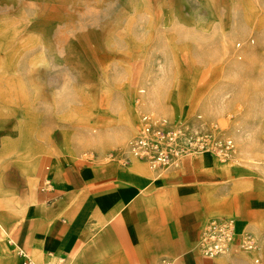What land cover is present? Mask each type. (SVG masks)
Instances as JSON below:
<instances>
[{
	"label": "rangeland",
	"instance_id": "rangeland-1",
	"mask_svg": "<svg viewBox=\"0 0 264 264\" xmlns=\"http://www.w3.org/2000/svg\"><path fill=\"white\" fill-rule=\"evenodd\" d=\"M145 113L233 139L204 225L234 217L259 248L204 264H264V0H0V236L87 167L125 165Z\"/></svg>",
	"mask_w": 264,
	"mask_h": 264
},
{
	"label": "crops",
	"instance_id": "crops-1",
	"mask_svg": "<svg viewBox=\"0 0 264 264\" xmlns=\"http://www.w3.org/2000/svg\"><path fill=\"white\" fill-rule=\"evenodd\" d=\"M201 159L211 170L199 172ZM219 161L210 153L188 156L164 175L133 159L87 167L77 175L80 191L55 194L14 233L16 240L0 236V264H31L20 250L36 264H204L197 242L212 176L203 175H215Z\"/></svg>",
	"mask_w": 264,
	"mask_h": 264
},
{
	"label": "built area",
	"instance_id": "built-area-1",
	"mask_svg": "<svg viewBox=\"0 0 264 264\" xmlns=\"http://www.w3.org/2000/svg\"><path fill=\"white\" fill-rule=\"evenodd\" d=\"M215 125L211 129H200L182 116H154L145 113L140 119L135 135L129 141L123 157L128 164L135 158L158 173L164 175L179 169L188 156L210 153L226 159L234 150L231 137L221 134ZM242 245L252 251L259 248L257 240L250 234L238 233L234 217H212L201 230L197 247L207 257H217L229 252L234 245ZM27 262L36 264L20 250ZM64 264L63 260L56 263Z\"/></svg>",
	"mask_w": 264,
	"mask_h": 264
},
{
	"label": "bare ground",
	"instance_id": "bare-ground-1",
	"mask_svg": "<svg viewBox=\"0 0 264 264\" xmlns=\"http://www.w3.org/2000/svg\"><path fill=\"white\" fill-rule=\"evenodd\" d=\"M126 90V95H129V88H126L125 89ZM94 106V105H93ZM126 118H127V122L128 123H130L131 122V117H132V111H131V109H128L127 111H126ZM206 154V153H205ZM224 163V162H223ZM226 163V162H225ZM0 224H1V222H0ZM222 255H224V254H222Z\"/></svg>",
	"mask_w": 264,
	"mask_h": 264
}]
</instances>
